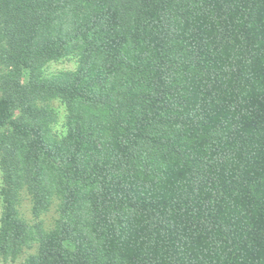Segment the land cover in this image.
Listing matches in <instances>:
<instances>
[{
	"label": "trees",
	"instance_id": "16d2710c",
	"mask_svg": "<svg viewBox=\"0 0 264 264\" xmlns=\"http://www.w3.org/2000/svg\"><path fill=\"white\" fill-rule=\"evenodd\" d=\"M0 66V258L264 264V0H0Z\"/></svg>",
	"mask_w": 264,
	"mask_h": 264
},
{
	"label": "rangeland",
	"instance_id": "374dc122",
	"mask_svg": "<svg viewBox=\"0 0 264 264\" xmlns=\"http://www.w3.org/2000/svg\"><path fill=\"white\" fill-rule=\"evenodd\" d=\"M79 64V55L74 53L66 58H63L58 61H52L49 62L45 68L44 72L46 75L51 76L54 74H57L59 72H66V71H74L77 69ZM2 72V68L0 66V74ZM28 80V74L26 75V81ZM52 106L55 112V124H53V131L56 135H63L65 133V124H66V115L67 110L65 104L61 100H55L52 102ZM2 186V172L0 170V189ZM58 206L59 201L56 200L52 206V208L42 214L41 217L36 218L32 212V203L31 198L26 193L23 194V197L21 199V203L19 205L20 213L23 216V218L32 226H35L38 223H42L43 226L50 230L55 226V223L58 219ZM2 204L0 202V220L2 215ZM38 250V247L30 246L29 248H26L23 253L21 254L20 258L17 260H4L0 258V264H23V262L31 255L36 254Z\"/></svg>",
	"mask_w": 264,
	"mask_h": 264
}]
</instances>
